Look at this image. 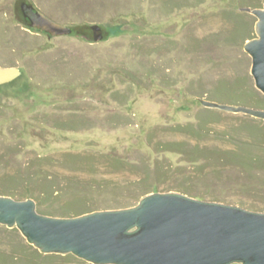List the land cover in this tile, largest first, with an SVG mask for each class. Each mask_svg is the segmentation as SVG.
<instances>
[{
    "label": "rangeland",
    "instance_id": "1",
    "mask_svg": "<svg viewBox=\"0 0 264 264\" xmlns=\"http://www.w3.org/2000/svg\"><path fill=\"white\" fill-rule=\"evenodd\" d=\"M22 2L70 32L31 26ZM263 2L0 0V65L20 71L0 83V195L56 217L169 191L264 211V120L200 101L264 108L241 9ZM253 139L261 162L224 156ZM35 249L0 223V264H93Z\"/></svg>",
    "mask_w": 264,
    "mask_h": 264
},
{
    "label": "water",
    "instance_id": "2",
    "mask_svg": "<svg viewBox=\"0 0 264 264\" xmlns=\"http://www.w3.org/2000/svg\"><path fill=\"white\" fill-rule=\"evenodd\" d=\"M20 7L31 26L52 35L71 30L31 4L22 2ZM241 9L257 18V36L243 47L251 56L254 84L264 94V2ZM19 72L0 65V83ZM200 101L264 119V108ZM35 205L32 198L0 195V223L17 227L43 253H72L93 264H264V211L176 191L151 192L133 206L71 217L41 214Z\"/></svg>",
    "mask_w": 264,
    "mask_h": 264
},
{
    "label": "trees",
    "instance_id": "3",
    "mask_svg": "<svg viewBox=\"0 0 264 264\" xmlns=\"http://www.w3.org/2000/svg\"><path fill=\"white\" fill-rule=\"evenodd\" d=\"M257 105L264 107V97L260 99V101L257 103ZM258 120L263 122L264 119H258ZM174 144L179 146L182 143L178 142V143H174ZM260 144H261V141H259L257 139L248 140L239 146L240 149L224 151V156L226 158H228L229 160H232L233 162L239 163L240 165L254 166L255 163L261 162L259 157L255 155L256 154L255 150H259L258 146H260ZM250 150L252 152H254L255 154L251 153ZM27 182H28V179L25 180V183H27ZM51 192H53V190H51ZM41 196H43V195H41ZM41 196L37 197L38 204L41 202L42 199L48 198L45 195H44V197H41ZM194 196L196 197L197 195H194ZM74 212L71 211L70 209H68V210L61 211L58 214L65 216V215L73 214ZM48 213H54V212L48 211ZM35 250L37 251V249H35ZM38 254L40 256H43V257H49V255H58V253H42V252H38ZM65 255H70V253H66ZM231 264H237V263H231Z\"/></svg>",
    "mask_w": 264,
    "mask_h": 264
},
{
    "label": "flooded vegetation",
    "instance_id": "4",
    "mask_svg": "<svg viewBox=\"0 0 264 264\" xmlns=\"http://www.w3.org/2000/svg\"><path fill=\"white\" fill-rule=\"evenodd\" d=\"M43 31V30H42ZM45 32V31H44Z\"/></svg>",
    "mask_w": 264,
    "mask_h": 264
}]
</instances>
